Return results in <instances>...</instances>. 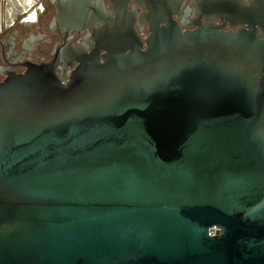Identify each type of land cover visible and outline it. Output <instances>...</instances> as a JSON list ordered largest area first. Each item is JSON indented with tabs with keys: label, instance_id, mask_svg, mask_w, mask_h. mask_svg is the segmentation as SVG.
<instances>
[{
	"label": "water",
	"instance_id": "1",
	"mask_svg": "<svg viewBox=\"0 0 264 264\" xmlns=\"http://www.w3.org/2000/svg\"><path fill=\"white\" fill-rule=\"evenodd\" d=\"M109 2L0 82V264H264V0Z\"/></svg>",
	"mask_w": 264,
	"mask_h": 264
},
{
	"label": "flooded vegetation",
	"instance_id": "2",
	"mask_svg": "<svg viewBox=\"0 0 264 264\" xmlns=\"http://www.w3.org/2000/svg\"><path fill=\"white\" fill-rule=\"evenodd\" d=\"M71 1L0 0V82L10 73L24 72L29 63L54 62L56 71L67 76L73 61H66L61 54L91 50L94 29L101 25L99 21L108 19L112 6L109 0H75L71 11L59 13L61 6ZM129 4L138 14L143 11L134 1ZM176 4L183 30L193 28L196 21L235 29L213 12L206 13L210 19H204L197 0H176ZM140 33H147L146 25Z\"/></svg>",
	"mask_w": 264,
	"mask_h": 264
},
{
	"label": "built area",
	"instance_id": "3",
	"mask_svg": "<svg viewBox=\"0 0 264 264\" xmlns=\"http://www.w3.org/2000/svg\"><path fill=\"white\" fill-rule=\"evenodd\" d=\"M209 234H213V231L211 230V231H209Z\"/></svg>",
	"mask_w": 264,
	"mask_h": 264
},
{
	"label": "bare ground",
	"instance_id": "4",
	"mask_svg": "<svg viewBox=\"0 0 264 264\" xmlns=\"http://www.w3.org/2000/svg\"><path fill=\"white\" fill-rule=\"evenodd\" d=\"M6 14V13H5Z\"/></svg>",
	"mask_w": 264,
	"mask_h": 264
}]
</instances>
